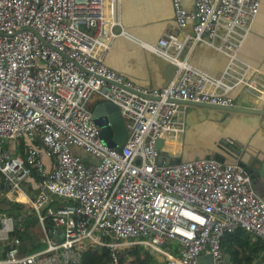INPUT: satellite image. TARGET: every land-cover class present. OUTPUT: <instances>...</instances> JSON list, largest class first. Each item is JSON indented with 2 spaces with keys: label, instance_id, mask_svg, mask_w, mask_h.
I'll return each mask as SVG.
<instances>
[{
  "label": "built area",
  "instance_id": "1",
  "mask_svg": "<svg viewBox=\"0 0 264 264\" xmlns=\"http://www.w3.org/2000/svg\"><path fill=\"white\" fill-rule=\"evenodd\" d=\"M124 1L0 0V205L15 207L0 212V264H80L101 249L110 264H129L137 246L157 264H204L206 256L232 264L222 247L227 235L243 230L264 243V198L245 168L184 161L168 147L185 133L177 102L236 107L231 93L240 85L264 102V74L239 59L260 0H170L175 25L155 45L115 33ZM118 38L175 67L174 79L141 88L110 69ZM200 44L229 58L220 78L192 63ZM96 97L120 109L129 132L123 147L103 142ZM162 156L181 162L160 165ZM34 175L37 189L27 194ZM11 192L27 201L24 211L8 200ZM31 217L43 232L34 252L20 236Z\"/></svg>",
  "mask_w": 264,
  "mask_h": 264
},
{
  "label": "crops",
  "instance_id": "2",
  "mask_svg": "<svg viewBox=\"0 0 264 264\" xmlns=\"http://www.w3.org/2000/svg\"><path fill=\"white\" fill-rule=\"evenodd\" d=\"M260 2V13L239 59L264 74V0ZM187 8L190 11L194 9L190 4H187ZM119 21L121 26L115 29L116 34L124 30L148 44L155 45L167 29L175 25V14L170 0H125L120 7ZM193 27L194 23H190L186 32L192 34ZM157 59L151 53L142 52L129 40L118 38L108 53L106 64L138 87L159 89L174 79L175 69L169 64L157 63ZM191 61L212 77L220 78L228 66L229 58L206 44H200L194 49ZM231 97L237 107L264 110V102H259L254 93L249 92L244 85L237 86ZM102 103L96 97L92 102L93 109ZM181 117L185 133L177 144L168 145L169 150L178 158L187 161L208 157L227 163L247 164L251 158H255L254 160L264 163V116L229 114L211 108L183 106ZM9 147L15 152L14 144H9ZM241 153L245 154L244 157ZM251 177L255 190L264 198V174L253 171ZM34 187L28 183L27 194H33L37 189ZM33 227L41 230L37 220ZM32 228L27 232L31 233ZM42 238L41 230V236L34 237L32 243L24 240L26 250L34 252L43 248ZM33 247L37 249L33 250Z\"/></svg>",
  "mask_w": 264,
  "mask_h": 264
},
{
  "label": "trees",
  "instance_id": "3",
  "mask_svg": "<svg viewBox=\"0 0 264 264\" xmlns=\"http://www.w3.org/2000/svg\"><path fill=\"white\" fill-rule=\"evenodd\" d=\"M37 176H32L30 183L37 187ZM34 187V188H35ZM72 201H56V205L68 206L72 205ZM27 204L15 205L18 211H24ZM15 210V207L9 203H2L0 205V212H11ZM27 230L32 228L36 220L31 217L27 220ZM27 230L20 235L23 240L30 241L35 240ZM222 247L224 252L231 258L232 264H264V243L262 241L253 242L251 237L243 230H238L234 234L227 235L223 242ZM36 250L37 247H33ZM129 258L133 259L129 264H157L155 258L146 251L142 246H137L128 250ZM80 264H110V254L107 249H101L97 251H90L82 256Z\"/></svg>",
  "mask_w": 264,
  "mask_h": 264
},
{
  "label": "water",
  "instance_id": "4",
  "mask_svg": "<svg viewBox=\"0 0 264 264\" xmlns=\"http://www.w3.org/2000/svg\"><path fill=\"white\" fill-rule=\"evenodd\" d=\"M156 61L157 63L168 64V62L160 58H158ZM122 88L126 89L129 92L137 94L139 96L145 97L146 99L157 100L154 98L143 96L141 93L133 89H128L123 86ZM177 103L183 106H193V107H202V108H211L215 110H221L224 112H228L229 114L230 113H242V114H252V115H258V116H264V110H260V109H248V108H241L237 106L227 108V107H221V106H214V105H208V104H196V103H188V102L187 103L177 102ZM93 117L97 125L101 128V138L104 143H106L111 148H119L125 145L129 137V132L122 118L120 109L117 106L111 103L103 102L101 105L97 106L93 110ZM237 153H239V151H237ZM244 155L245 154L243 153L242 156L244 157ZM254 159L255 158L253 159L251 158V161L249 162L250 166L247 163H240V165L243 168H245L246 172L250 176H252L253 171H256L263 175L264 174V163L260 160H254ZM180 162L181 160L178 158H172V157L170 158L166 156H162L159 159V164L166 165V166L179 164ZM200 262L204 264H213L211 256H206V257L201 258Z\"/></svg>",
  "mask_w": 264,
  "mask_h": 264
},
{
  "label": "bare ground",
  "instance_id": "5",
  "mask_svg": "<svg viewBox=\"0 0 264 264\" xmlns=\"http://www.w3.org/2000/svg\"><path fill=\"white\" fill-rule=\"evenodd\" d=\"M175 69V67H174ZM8 200L10 202H12L14 205H17V204H24V203H27L26 200H24L22 197L18 196V193H15V192H11L9 195H8Z\"/></svg>",
  "mask_w": 264,
  "mask_h": 264
},
{
  "label": "rangeland",
  "instance_id": "6",
  "mask_svg": "<svg viewBox=\"0 0 264 264\" xmlns=\"http://www.w3.org/2000/svg\"><path fill=\"white\" fill-rule=\"evenodd\" d=\"M24 225H26V227L28 226V222L27 221H24ZM30 235L32 236V237H36L37 235L39 236H41V230L39 229V228H37V227H33L32 229H31V233H30ZM156 264V263H155ZM159 264V263H158Z\"/></svg>",
  "mask_w": 264,
  "mask_h": 264
}]
</instances>
